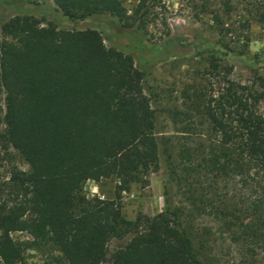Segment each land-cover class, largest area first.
Returning <instances> with one entry per match:
<instances>
[{
	"label": "trees",
	"instance_id": "16d2710c",
	"mask_svg": "<svg viewBox=\"0 0 264 264\" xmlns=\"http://www.w3.org/2000/svg\"><path fill=\"white\" fill-rule=\"evenodd\" d=\"M4 1L18 14L0 26V138L28 170L0 181V264L23 263L31 250L44 252L43 264H204L199 250L208 234L194 230L192 216L218 221L246 252L264 244V85L256 72L249 84L225 78L216 90L184 96V110L174 111L185 121L176 164L162 149L164 207L108 253L107 243L128 233L119 193L155 172L161 159L154 110L134 60L177 54L183 40L145 37V17L160 0H135L130 10L124 0H50L55 8ZM229 1L220 0L225 13ZM249 8L240 26L264 25V0H250ZM57 11L71 22L95 20L98 29L39 20ZM206 12L201 4L195 15ZM185 46L195 55L207 48L205 41ZM208 57L213 72L214 52ZM259 64L264 69V58ZM105 179L117 182L113 198L82 193L86 181ZM173 181L185 187L188 210L171 205ZM232 181L239 184L238 208L234 195L221 192ZM15 232L29 239L13 240Z\"/></svg>",
	"mask_w": 264,
	"mask_h": 264
},
{
	"label": "rangeland",
	"instance_id": "374dc122",
	"mask_svg": "<svg viewBox=\"0 0 264 264\" xmlns=\"http://www.w3.org/2000/svg\"><path fill=\"white\" fill-rule=\"evenodd\" d=\"M29 1L37 3L39 7L55 8L50 0ZM134 4L135 0H124L123 3L127 10ZM201 4L206 5L208 12L216 14L217 19L208 12L195 15ZM229 4L230 10L225 13L220 6V0H160L149 9L145 17L143 33L148 40L160 42L178 36L183 42L175 51L177 54L152 61L147 53H143L139 59L134 60L137 68L143 73V92L154 110V130L159 140L161 159L155 172L129 184L127 190L119 193L120 213L128 223V233L122 239H111L106 247L108 253L123 247L135 227L147 223L164 207L163 190L169 181L161 161L166 155L162 149L171 153V161L173 165L176 164V150L182 143L180 132L185 126V121L174 111L184 110V96L191 94L194 89L203 92L216 90L225 78L235 83L249 84L254 72L264 85V69L259 64V60L264 58V25L249 20L247 28L240 26L243 20L249 18L247 13L250 11V0H230ZM17 14L6 1L0 0V26ZM39 20L43 24L49 22L58 29H98L95 20L71 22L58 11ZM198 41L206 42L205 51L197 55L184 53L189 50L185 44ZM104 44L108 46L107 42ZM223 44L227 45V50ZM204 46L206 47L203 44L201 50ZM209 52H214L217 65L213 72L208 63ZM3 97L0 86V134L3 130ZM195 128L197 131V127ZM12 170L27 171L28 167L12 148L5 147L0 138V181L5 180ZM116 184L114 179L97 183L86 181L82 193L86 197L96 195L99 198L111 199L114 197ZM184 192L185 187L181 184L178 185L175 181L169 184L172 206L188 210ZM221 192L227 197L234 195L232 201L237 204L235 208L239 207V184L236 181L221 186ZM189 223L197 233L208 234V242L199 250L204 264H264V244L257 247L254 253H249L237 242H233L224 233L219 222L211 217L192 216ZM11 237L16 241L29 239L27 234L20 232L12 233ZM43 261L44 252L31 250L23 254V263L16 264H43Z\"/></svg>",
	"mask_w": 264,
	"mask_h": 264
}]
</instances>
